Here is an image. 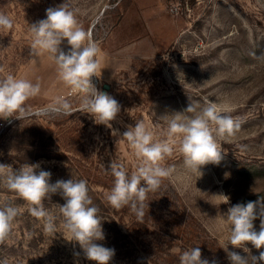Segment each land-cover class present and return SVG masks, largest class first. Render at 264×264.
Wrapping results in <instances>:
<instances>
[{"label": "rangeland", "instance_id": "rangeland-1", "mask_svg": "<svg viewBox=\"0 0 264 264\" xmlns=\"http://www.w3.org/2000/svg\"><path fill=\"white\" fill-rule=\"evenodd\" d=\"M63 3L0 0V13L13 21L11 30H0V76L11 73L41 84L40 94L26 102L28 116L0 133V163L18 169L34 160L51 172V183L86 180L105 234L97 243L115 250L110 264H179L173 249L193 246L210 264H230L231 251L248 255L222 247L228 210L254 202L258 211L264 203V0H68L101 50V74L92 83L96 78L101 91L110 85L107 94L120 105L111 128L79 111V94L66 97L70 88L58 79L52 59L30 55L29 25ZM61 47L67 52L66 40ZM61 98L71 104L70 116L35 112L56 109ZM190 101L214 102L221 114L241 122L236 135L222 142L221 162L202 166L200 177L187 175L176 152L164 161L176 173L148 193L142 220L128 207L109 206L110 163H122L129 173L137 164L122 139L127 127L144 120L159 136L160 117L182 111ZM5 201L20 206L22 214L0 241V264H95L62 233H45L26 203L0 187V203ZM64 203L54 194L45 206L57 212L56 204ZM254 225L259 230V220ZM246 247L254 256L264 251Z\"/></svg>", "mask_w": 264, "mask_h": 264}, {"label": "clouds", "instance_id": "clouds-1", "mask_svg": "<svg viewBox=\"0 0 264 264\" xmlns=\"http://www.w3.org/2000/svg\"><path fill=\"white\" fill-rule=\"evenodd\" d=\"M12 19L0 13V30H11ZM30 55H47L56 66L58 79L81 98L79 111L90 114L97 124L111 128V121L120 112V105L111 95L99 91L92 83V77L101 74V50L77 19L68 0L46 10V18L29 25ZM67 41L65 52L61 45ZM0 73L4 68L0 67ZM41 84L11 73L0 76V119L10 117L25 119L28 116L26 102L39 95ZM56 110L65 115L73 114L71 104L65 99L56 101ZM163 124L161 135H156L152 126L144 120L129 125L122 139L133 150L137 160L131 173L122 164L112 161L107 169L113 179V186L105 194L109 206L114 209L128 207L142 220L148 193L158 191L164 180L176 173L175 165L165 166L164 161L178 152L183 158L187 175L202 176L201 167L218 165L222 160L221 144L233 138L240 130L241 122L231 115L221 114L214 102L200 105L191 102L182 111L160 117ZM114 134H116L114 132ZM51 172L42 170L39 163H25L18 169L0 163V187L15 193L27 205L28 213L42 222L45 233L55 236L62 233L69 242L79 244L84 257L95 264H110L115 250L98 241L105 239L99 208L89 195L88 182L84 179L57 180L51 183ZM59 194L63 205L56 204L57 212L45 206L52 195ZM225 197V196H224ZM227 198V197H226ZM20 206L11 201L0 203V241L4 240L21 215ZM225 223L228 235L225 246L243 249L246 256L236 251L228 252L230 264H264V251L259 256L251 255L246 247L264 249V203L248 202L237 204L228 210ZM60 221L58 224L57 221ZM259 220V230L254 222ZM179 253V264H210L202 259L199 247L173 249ZM78 256L79 253H76ZM211 264H215L212 261Z\"/></svg>", "mask_w": 264, "mask_h": 264}, {"label": "built area", "instance_id": "built-area-1", "mask_svg": "<svg viewBox=\"0 0 264 264\" xmlns=\"http://www.w3.org/2000/svg\"><path fill=\"white\" fill-rule=\"evenodd\" d=\"M94 86L101 91V89L99 88L98 85V80L95 78V80L93 81ZM78 93L74 92L73 90L70 89V91L67 93L66 97H75ZM47 110H56L55 107H50V109H39L37 111H35L36 113H40V112H45ZM19 119H16L14 117H10L7 120L4 119H0V133H2L4 130L8 129L9 127H11L12 125H14Z\"/></svg>", "mask_w": 264, "mask_h": 264}, {"label": "trees", "instance_id": "trees-1", "mask_svg": "<svg viewBox=\"0 0 264 264\" xmlns=\"http://www.w3.org/2000/svg\"><path fill=\"white\" fill-rule=\"evenodd\" d=\"M43 157V158H46V159H50V158H52V157H49L48 155H39L38 157ZM36 160V159H35ZM25 163H30V164H33L34 163V160H28V161H26ZM24 163V164H25Z\"/></svg>", "mask_w": 264, "mask_h": 264}, {"label": "water", "instance_id": "water-1", "mask_svg": "<svg viewBox=\"0 0 264 264\" xmlns=\"http://www.w3.org/2000/svg\"><path fill=\"white\" fill-rule=\"evenodd\" d=\"M109 89H110V85L104 84L102 92L108 93Z\"/></svg>", "mask_w": 264, "mask_h": 264}]
</instances>
